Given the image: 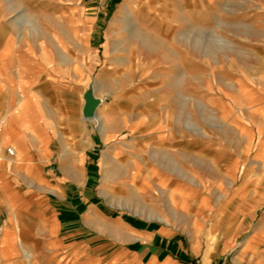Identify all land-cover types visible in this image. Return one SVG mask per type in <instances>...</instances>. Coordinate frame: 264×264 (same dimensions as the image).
I'll return each instance as SVG.
<instances>
[{
	"label": "crops",
	"instance_id": "1",
	"mask_svg": "<svg viewBox=\"0 0 264 264\" xmlns=\"http://www.w3.org/2000/svg\"><path fill=\"white\" fill-rule=\"evenodd\" d=\"M112 2L0 0V112L5 113L0 117L6 122L0 134V264H264V192H258L257 181L249 202L238 207L234 234L223 241L208 235L210 198L203 188L211 181L195 174L194 162L220 148L210 138L217 133L176 127L177 138L185 139L168 142L154 120L143 121L139 143L117 142L132 129L128 123L111 127V120L96 112L100 125L60 103L62 85L73 82L72 89L80 90L99 65V50L90 40ZM133 2L124 0L128 10ZM88 9H96V16H88ZM169 10L176 18L172 37L202 56L211 54L206 44L211 36L228 45L213 55L264 54V0H170ZM112 34L103 41L130 32ZM103 45L107 51L109 42ZM112 54L103 61L108 81L119 70L115 57L121 58L116 49ZM239 79L230 83L232 94H220L219 116L237 136L238 130L259 133L255 122L264 112V80ZM242 110L248 120L238 113ZM108 142L109 159L99 161L98 147ZM208 162L209 155L200 164ZM137 182V196L124 199L125 207L111 203L121 199L113 184ZM151 183L155 194L148 196ZM260 208V222L253 223Z\"/></svg>",
	"mask_w": 264,
	"mask_h": 264
},
{
	"label": "rangeland",
	"instance_id": "2",
	"mask_svg": "<svg viewBox=\"0 0 264 264\" xmlns=\"http://www.w3.org/2000/svg\"><path fill=\"white\" fill-rule=\"evenodd\" d=\"M169 8L170 0H134L130 10L124 0H113L111 6L104 9L106 14H101L99 22L94 24L95 32L90 40L91 46L99 50V65L80 90L72 89L74 84L70 82L60 87L57 96L63 107L72 105L76 112L82 113L84 93L92 87L93 94L102 99L96 112L111 120L109 126L119 128L128 123L132 127L116 138L117 142L128 138L129 142L139 143L145 136L143 121L154 120L168 142L185 139L177 138L176 127L182 131L193 127L196 134L203 129L217 133L210 138L220 148L200 156L206 158L209 155V162L204 166L200 164L202 158L196 157L194 169L197 176L211 181V184H205L203 188L210 198L208 235L211 239L217 235L223 241L225 237L234 234V226L238 224V207L244 208L242 202H249L248 195L254 181L258 182V192H264V112L256 114L255 123L259 133H240L238 130L237 136L228 129L230 121L219 116V107L222 101L224 103L220 94H232L230 83L240 80L241 76L254 78L251 79L254 84H257L255 81L258 78L264 80V54L259 52L254 57L213 55L228 45L211 36L206 41L211 54L202 56L198 49L188 48L186 42L178 44L172 37L171 27L176 23V18L171 16ZM94 10L88 9L86 14L96 16ZM116 31L130 32V35L124 39L103 41V35L113 36L112 33ZM74 42L68 37V46L74 47ZM105 42H109L107 47L110 51H106L103 45ZM200 43L195 41L196 46ZM114 49L121 56L115 57L114 66L119 70L115 71L114 80L108 81L111 74H102L105 68L103 61L114 57ZM251 59L255 65L252 68ZM102 75L105 77L104 82L100 80ZM222 78L227 83L220 81ZM41 93L48 94L44 89H41ZM238 113L248 120L247 110ZM0 115L5 113L0 112ZM102 122L99 124L102 125ZM239 127L243 130L238 124ZM109 144L104 143L98 147L99 161L109 159ZM233 156L238 159L236 165L233 164ZM100 181L101 177L98 181L99 189ZM113 186L115 195L121 199L110 202L125 207L124 199L137 196L136 191L141 185L137 182L125 187L118 183ZM146 186V195H154L155 184ZM134 201L131 203L137 208L139 205ZM262 211L263 208H260L253 223L260 222ZM236 240L238 244V237Z\"/></svg>",
	"mask_w": 264,
	"mask_h": 264
},
{
	"label": "water",
	"instance_id": "3",
	"mask_svg": "<svg viewBox=\"0 0 264 264\" xmlns=\"http://www.w3.org/2000/svg\"><path fill=\"white\" fill-rule=\"evenodd\" d=\"M96 96L93 94V88L90 87L84 93V106L82 110V115L85 118H93L96 115V109L98 105H96L95 100Z\"/></svg>",
	"mask_w": 264,
	"mask_h": 264
},
{
	"label": "built area",
	"instance_id": "4",
	"mask_svg": "<svg viewBox=\"0 0 264 264\" xmlns=\"http://www.w3.org/2000/svg\"><path fill=\"white\" fill-rule=\"evenodd\" d=\"M6 122H5V118L4 117H0V134L2 133L3 129H4V126H5ZM14 152L13 148L11 147H8L7 148V153L9 155H12Z\"/></svg>",
	"mask_w": 264,
	"mask_h": 264
},
{
	"label": "bare ground",
	"instance_id": "5",
	"mask_svg": "<svg viewBox=\"0 0 264 264\" xmlns=\"http://www.w3.org/2000/svg\"><path fill=\"white\" fill-rule=\"evenodd\" d=\"M95 101V103H96V105H100L101 104V102H102V99L101 98H99V97H96V99L94 100ZM94 118H96L97 120H98V123L100 122H102V118L99 116V115H97V113H96V115L94 116Z\"/></svg>",
	"mask_w": 264,
	"mask_h": 264
}]
</instances>
